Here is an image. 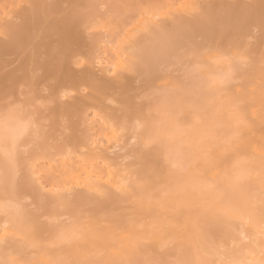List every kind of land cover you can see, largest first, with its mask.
Returning <instances> with one entry per match:
<instances>
[{
	"label": "bare ground",
	"instance_id": "6f19581e",
	"mask_svg": "<svg viewBox=\"0 0 264 264\" xmlns=\"http://www.w3.org/2000/svg\"><path fill=\"white\" fill-rule=\"evenodd\" d=\"M0 264H264V0H0Z\"/></svg>",
	"mask_w": 264,
	"mask_h": 264
},
{
	"label": "rangeland",
	"instance_id": "374dc122",
	"mask_svg": "<svg viewBox=\"0 0 264 264\" xmlns=\"http://www.w3.org/2000/svg\"><path fill=\"white\" fill-rule=\"evenodd\" d=\"M17 2H18V1L14 2V3L16 4ZM18 3H19V5L21 4L20 2H18ZM17 5H18V4H17ZM14 6H15V5H14ZM98 9H99V8H98V6H97V10H98ZM101 10H102V9H101ZM162 81H163V80H162ZM160 82H161V81H160ZM160 82H159V83H160ZM162 83H163V82H162ZM160 85H162V84L160 83ZM156 89H157V88H156ZM158 90H159V89H158ZM81 92H82V93L85 92L84 88H82V89L80 90V93H81ZM89 110H90V111H89ZM89 110H87V111H88L87 113H90V114H91V113H92V110H91V109H89ZM91 115H92V114H91ZM91 115L88 114L89 117H90ZM30 138H31V141H33L34 143L31 142V144L28 146L29 149H28V147L26 148V150L28 149L27 152L30 151V149H33L34 144H37V143L40 142V141L37 140V139H38L37 137L33 138L32 136H30ZM33 139H34V140H33ZM39 140H40V139H39ZM110 140H111V139H110ZM128 142H129V141H128ZM131 142H132V141H130V143H131ZM132 144H133V143H132ZM32 145H33V146H32ZM127 145H128V144H127ZM31 146H32V147H31ZM35 146H36V145H35ZM129 146H130V145H129ZM129 146H128V147H129ZM125 147H126V146H125ZM131 147H132V146H131ZM131 147H129V149H130ZM96 148H97V147H94V149H92V150H95ZM89 149L91 150V148H89ZM96 150H98V149H96ZM124 151H125V150H124ZM124 151H122V152L124 153ZM128 151H129V150H128ZM30 152H31V151H30ZM37 152H38V151H37ZM122 152H121V153H122ZM126 152H127V151H126ZM23 153H24V152H23ZM23 153H22V155H23ZM121 153H120V154H121ZM123 153H122V154H123ZM25 154H26V151H25V153H24L23 156H25ZM27 154H28V153H27ZM27 154H26V156H27ZM125 154H126V156H125V155H123V156H124V159H126V161L124 160L125 162L123 161V162H124L123 164H125V163H126V164L130 163L131 159L134 160L133 157L131 158L132 155L130 156V155L128 154V152L125 153ZM131 154H132V148H131ZM20 155H21V154H20ZM127 155H128V157H127ZM121 157H122V156H121ZM129 158H130V159H129ZM39 159H40V158H39ZM44 159H45V158L40 159V160H36V161H37L38 164H40L41 162L44 161ZM128 159H129L130 161H129ZM42 160H43V161H42ZM118 160H119V159H118ZM118 160H117V161H118ZM121 160H123V157H122V159L120 158L119 162H120ZM127 160H128L129 162H128ZM39 162H40V163H39ZM121 162H122V161H121ZM127 162H128V163H127ZM125 166H127V165H125ZM40 180H42V178H41ZM19 182H20V181H19ZM43 190H44V189H43ZM45 190H46V189H45ZM46 192H47V190H46V191H43L42 194H44V193L46 194ZM45 194H44V195H45ZM47 194H48V192H47ZM24 199H25V198H24ZM26 200H27V201H26L27 204L29 205L28 208L31 206V207H30L31 210H32V209L34 210V209H35L34 207H37V206L34 205L33 203H32V204H33L34 207L32 206V204H31V205L29 204V203H31V200H30L29 198H28V199L26 198ZM29 201H30V202H29ZM23 202H25V200H24ZM32 207H33V208H32ZM64 210H65V209H64ZM66 213H67V212H66ZM66 215H67V214H66ZM66 215H65V216H66ZM68 215H69V214H68ZM68 215H67V216H68ZM191 249H194V250H195L194 247H191ZM191 254H193V252H191ZM166 260H167V258H166ZM167 261H168V260H167Z\"/></svg>",
	"mask_w": 264,
	"mask_h": 264
}]
</instances>
